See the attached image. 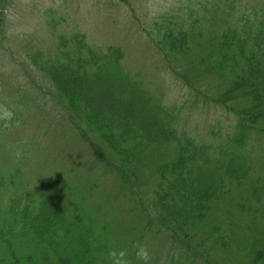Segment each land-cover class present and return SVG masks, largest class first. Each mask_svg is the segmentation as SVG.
Returning <instances> with one entry per match:
<instances>
[{"label": "trees", "instance_id": "trees-1", "mask_svg": "<svg viewBox=\"0 0 264 264\" xmlns=\"http://www.w3.org/2000/svg\"><path fill=\"white\" fill-rule=\"evenodd\" d=\"M260 4L191 0L178 17L164 14L148 33L164 60L176 62L171 69L188 88L196 90L187 70L211 76L202 85L212 93L199 92L201 99L234 117L225 137L217 135L208 143L190 134L178 111L124 67L120 46H95L78 33L60 35V51L32 67L48 81L53 90L48 94L70 116L69 122L94 147L95 158L109 162L107 170L128 189V208L116 207L124 195L119 190L118 195L110 190L102 194L101 203L89 202L98 190L96 182L50 179L31 189L18 180L23 166L17 162L10 173L0 175L5 194L0 264H111L113 248L127 249L129 264H142L136 253L148 247L152 232L171 236L173 247L184 245L182 254L193 247L206 264H264V157L256 163L251 147L247 150L252 132L264 137ZM23 94L18 101L32 107ZM14 111L11 107L10 119H0V132L25 125L21 110L17 115ZM147 179L154 187L145 201L136 188ZM142 202L144 223L133 220L122 235L114 232L116 218L134 214ZM214 208L220 213L216 220Z\"/></svg>", "mask_w": 264, "mask_h": 264}, {"label": "rangeland", "instance_id": "rangeland-1", "mask_svg": "<svg viewBox=\"0 0 264 264\" xmlns=\"http://www.w3.org/2000/svg\"><path fill=\"white\" fill-rule=\"evenodd\" d=\"M189 1L3 0L4 7L0 6V36H3L0 37V119H10L8 112L12 107L15 109L14 115L21 110L19 115L23 116L21 118L25 120V125L15 126L9 132H0V175L10 173L20 162L23 168L18 180L21 184L28 183L31 189L38 182L50 179H57L61 183L64 180L96 182L98 190L89 202L101 203L102 194L110 190L118 195L119 190L124 195L120 194L121 199L117 200L116 207L128 208L124 203L130 197L128 189L125 191L124 186L115 179V174L107 170L109 162L96 160L94 147L69 122L70 116L48 94L53 91L48 81L32 67L33 64L41 65L60 51L56 45L60 35L78 33L95 46H120L124 50V67L136 73L147 90L159 97L163 104L175 108L183 119L181 125L200 143H208L217 135L219 140L224 138L234 117L220 106L202 100V93H199L205 91L203 85L212 80L211 76L201 78L196 70H187L186 76L194 83L196 90L188 88L171 69L176 62L172 61L173 65H169L148 35L154 22L159 23L164 14L178 17ZM246 1L262 2L260 6H264V0ZM31 56L37 60L33 58V61ZM16 87L21 89L16 90ZM22 91L27 93L25 98L31 100L28 104L32 102V107L22 99L18 101ZM25 114L29 116L26 118ZM248 141L247 150L250 151L251 147V155L258 163L259 158L264 157V137L252 132ZM153 187L152 181L147 179L136 189L148 201ZM4 197L5 194L0 192V211ZM144 205L145 202L142 205L139 203V210L137 208L134 214L124 212L122 216L115 217L118 223L113 222L114 232L122 235L135 220L143 224L145 215L141 211ZM113 206L110 205V210L116 213ZM219 214L218 209L214 208L213 220ZM137 230L134 229V232ZM170 237L164 233H151L152 240L149 239L147 244L150 253L148 264H171V257L173 264H206L200 252L193 247H188L182 254L185 246L177 244L180 247H173Z\"/></svg>", "mask_w": 264, "mask_h": 264}, {"label": "clouds", "instance_id": "clouds-1", "mask_svg": "<svg viewBox=\"0 0 264 264\" xmlns=\"http://www.w3.org/2000/svg\"><path fill=\"white\" fill-rule=\"evenodd\" d=\"M137 259L142 264H148L150 259V253L147 248L141 246L136 253ZM108 257L111 260V264H129L128 252L125 248H113L109 250Z\"/></svg>", "mask_w": 264, "mask_h": 264}]
</instances>
